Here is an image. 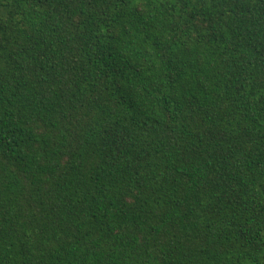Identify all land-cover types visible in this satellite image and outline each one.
Here are the masks:
<instances>
[{
    "label": "trees",
    "instance_id": "trees-1",
    "mask_svg": "<svg viewBox=\"0 0 264 264\" xmlns=\"http://www.w3.org/2000/svg\"><path fill=\"white\" fill-rule=\"evenodd\" d=\"M0 264H264V0H0Z\"/></svg>",
    "mask_w": 264,
    "mask_h": 264
}]
</instances>
